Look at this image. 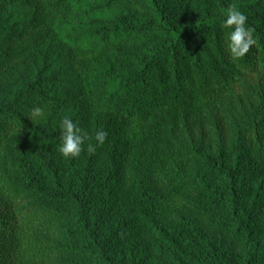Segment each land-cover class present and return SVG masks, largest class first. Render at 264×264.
I'll use <instances>...</instances> for the list:
<instances>
[{
  "label": "trees",
  "instance_id": "1",
  "mask_svg": "<svg viewBox=\"0 0 264 264\" xmlns=\"http://www.w3.org/2000/svg\"><path fill=\"white\" fill-rule=\"evenodd\" d=\"M231 5L227 0H179L174 7L163 0H0V264H88L94 255L110 262L112 248L100 221H92V201L64 186L60 162L46 160L39 168L24 158L36 152L38 137L55 135L54 122L65 112L79 122L143 124L154 116L176 126L183 115L263 73L264 0L234 3L247 16L255 41L238 60L221 28ZM38 106L45 119L29 116ZM240 123V145L253 153L262 148L264 105ZM147 139L137 150V163L166 160L171 149L155 136ZM184 149L192 152L195 173L185 174L191 164L183 162L182 170L175 167L179 181L198 182L213 210L227 199L229 224L249 233L240 216L246 188L225 157ZM100 155L92 154L90 166ZM210 174L227 183L209 181ZM179 197L177 191L145 192L136 209L119 208L115 215L127 218V231L140 219L176 214ZM75 238L83 244L72 243ZM184 245L194 264H229L197 228ZM253 249L254 258L264 253L256 243ZM253 263L251 258L248 264Z\"/></svg>",
  "mask_w": 264,
  "mask_h": 264
},
{
  "label": "rangeland",
  "instance_id": "2",
  "mask_svg": "<svg viewBox=\"0 0 264 264\" xmlns=\"http://www.w3.org/2000/svg\"><path fill=\"white\" fill-rule=\"evenodd\" d=\"M240 1L243 0H227L229 4ZM163 2L174 7L179 0ZM263 105L264 72L234 86L220 101L183 115L176 126L154 116L143 124L132 119L120 124L100 118L79 122L72 112H65L54 122L55 135L49 139L38 137L36 152L24 160L39 168L45 166L46 160L60 162L59 174L64 186L74 193L84 192L92 201V221L95 224L100 221L99 229L112 254L110 262H103L94 255L88 264H194L184 245L185 237L193 228L211 240L217 252L228 257L229 264H248L251 258L253 264H264V253L254 258L253 249L255 243L264 248V146L253 153L240 145L238 138L240 122L256 114ZM64 116L78 122L88 133L80 155L74 158H65L59 151L60 123ZM98 130L107 132L103 144L94 139ZM153 136L162 140L171 154L160 164L137 163L139 146ZM184 148H200L207 154L225 157L246 188L240 216L249 233L240 232L229 224L227 199L213 210L207 205L210 197L198 182L192 178L187 182L179 181L176 168L182 170L183 162L191 164L183 169L185 174L195 173L192 152ZM99 151L101 155L90 166V157ZM207 179L227 183L216 174L208 175ZM172 191H177L181 197L173 204L176 214L169 218H143L127 231L124 225L127 218H116L119 208L136 209L140 195L145 192L167 196ZM197 203L204 206V212L198 210ZM95 224L90 229L93 230ZM72 243L83 244L79 238Z\"/></svg>",
  "mask_w": 264,
  "mask_h": 264
},
{
  "label": "clouds",
  "instance_id": "3",
  "mask_svg": "<svg viewBox=\"0 0 264 264\" xmlns=\"http://www.w3.org/2000/svg\"><path fill=\"white\" fill-rule=\"evenodd\" d=\"M224 20L221 28L226 32L227 47L234 60L244 58L249 52L250 47L255 43L253 30L247 25V16L238 6L231 5L223 13ZM31 119L39 117L46 118V113L42 107H34L29 115ZM60 153L65 158H74L80 155L82 146L88 133L80 127L78 122H74L69 116H64L60 123ZM107 137V132L98 130L95 133V141L103 144Z\"/></svg>",
  "mask_w": 264,
  "mask_h": 264
}]
</instances>
